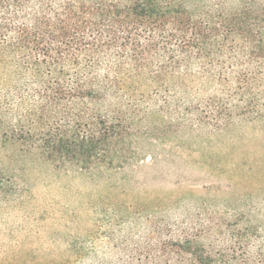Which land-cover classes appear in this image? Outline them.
Here are the masks:
<instances>
[{
	"label": "trees",
	"instance_id": "obj_1",
	"mask_svg": "<svg viewBox=\"0 0 264 264\" xmlns=\"http://www.w3.org/2000/svg\"><path fill=\"white\" fill-rule=\"evenodd\" d=\"M260 120L264 2L0 0V149L12 159L119 170L145 139L191 147ZM214 229L207 244L175 245L195 264H264L259 229L238 248Z\"/></svg>",
	"mask_w": 264,
	"mask_h": 264
},
{
	"label": "rangeland",
	"instance_id": "obj_2",
	"mask_svg": "<svg viewBox=\"0 0 264 264\" xmlns=\"http://www.w3.org/2000/svg\"><path fill=\"white\" fill-rule=\"evenodd\" d=\"M208 135L145 139L139 160L93 174L0 149V264H195L175 245L186 235L264 237V120Z\"/></svg>",
	"mask_w": 264,
	"mask_h": 264
}]
</instances>
